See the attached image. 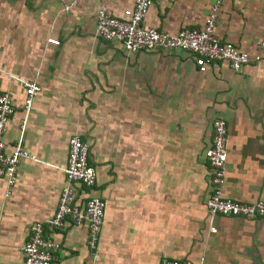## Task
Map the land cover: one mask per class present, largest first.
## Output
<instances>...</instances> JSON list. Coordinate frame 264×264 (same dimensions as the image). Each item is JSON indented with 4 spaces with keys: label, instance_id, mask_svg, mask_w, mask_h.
I'll return each mask as SVG.
<instances>
[{
    "label": "crops",
    "instance_id": "1",
    "mask_svg": "<svg viewBox=\"0 0 264 264\" xmlns=\"http://www.w3.org/2000/svg\"><path fill=\"white\" fill-rule=\"evenodd\" d=\"M212 2L149 0L143 25L199 29ZM132 3L0 0V92L14 107L4 143L35 158L19 162L6 198L0 179V264H22L30 225L54 213L71 136L88 146L96 172L75 202L95 196L105 209L94 251L85 225L46 232L59 245L51 264H264V218L206 215L203 157L219 118L227 131L222 195L264 200V56L238 72L221 64L198 73L187 52L127 53L118 41L94 37L96 8L119 17ZM214 32L253 56L264 34V0H221ZM33 80L40 90L20 133L21 82Z\"/></svg>",
    "mask_w": 264,
    "mask_h": 264
},
{
    "label": "built area",
    "instance_id": "2",
    "mask_svg": "<svg viewBox=\"0 0 264 264\" xmlns=\"http://www.w3.org/2000/svg\"><path fill=\"white\" fill-rule=\"evenodd\" d=\"M149 0H133L131 7L121 11L119 17L111 15L106 8L95 10L94 37L101 41H118L127 53L138 51L180 50L194 56L198 73L217 70L221 64L232 72H238L250 63H258L264 56V34L255 44L253 56L244 50L223 43L215 35V23L221 0H213L208 7L203 25L199 29H181L175 33L157 31L143 25L148 12ZM46 44L57 46L54 39H46ZM23 114L19 131L23 133L26 116L34 96L39 92L33 81L21 82ZM14 113L11 96L0 92V179L4 181V198L10 195L16 181V169L21 160L35 161L22 150L18 143L6 151L4 136L7 123ZM211 140L203 157L209 169L210 191L204 200V211L209 218L222 216L253 221L264 218V200L241 202L222 195L226 171L227 131L223 120L211 121ZM64 183L60 190L54 213L51 217L30 225L28 239L21 245L22 264H51L53 253L59 245L46 235L47 231L59 230L66 223L85 225L87 247L96 250L102 225L105 202L99 197L88 196L81 204L75 202L79 188L91 189L96 180L94 167L88 161V146L78 136L67 141L66 161L62 169ZM201 260L198 264H201ZM158 264H192L188 260L162 258Z\"/></svg>",
    "mask_w": 264,
    "mask_h": 264
}]
</instances>
